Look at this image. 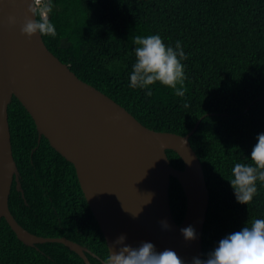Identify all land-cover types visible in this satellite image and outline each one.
<instances>
[{
  "label": "trees",
  "instance_id": "obj_1",
  "mask_svg": "<svg viewBox=\"0 0 264 264\" xmlns=\"http://www.w3.org/2000/svg\"><path fill=\"white\" fill-rule=\"evenodd\" d=\"M57 34L47 47L83 81L125 107L146 127L188 134L204 168L210 204L203 233L204 256L228 232L264 216V187L249 204L236 200L227 180L235 161L250 162L264 132V0H54ZM160 33L182 41L186 52L184 97L156 82L153 95L129 87L136 35ZM13 155L24 190L13 183L9 207L28 231L66 237L87 247L92 264L109 254L106 239L81 189L74 165L39 135L21 102L9 105ZM171 164L182 159L167 151ZM171 208L181 223L186 198L171 179ZM1 264H86L67 246H27L5 218L0 224Z\"/></svg>",
  "mask_w": 264,
  "mask_h": 264
},
{
  "label": "water",
  "instance_id": "obj_2",
  "mask_svg": "<svg viewBox=\"0 0 264 264\" xmlns=\"http://www.w3.org/2000/svg\"><path fill=\"white\" fill-rule=\"evenodd\" d=\"M25 7V0H0V224L5 218L27 246L62 243L92 264L87 254L93 253L87 247L66 237L33 234L10 211L14 182L25 197L9 123V105L16 97L31 115L39 142L47 138L74 165L109 252L111 246L118 250L115 240L123 233L125 243L132 246L150 240L157 250L172 247L189 261L203 257L210 192L190 139L204 117L186 135L146 127L125 107L81 80L47 47L43 35L24 34ZM13 10L18 21L8 25L6 14ZM168 150L182 159V169L171 164ZM172 178L179 181L186 198L181 223L171 208ZM165 217L168 229L160 223ZM189 224L196 228L197 238L185 241L180 229Z\"/></svg>",
  "mask_w": 264,
  "mask_h": 264
},
{
  "label": "clouds",
  "instance_id": "obj_3",
  "mask_svg": "<svg viewBox=\"0 0 264 264\" xmlns=\"http://www.w3.org/2000/svg\"><path fill=\"white\" fill-rule=\"evenodd\" d=\"M24 21L21 31L29 37L57 34L51 15L54 12V0H25ZM6 23L15 25L17 13L9 11ZM135 61L129 72V87L142 88L146 96L153 95L151 85L157 81L170 87L174 94L184 97L186 94V72L184 60L186 52L182 41L166 43L160 33L136 35L133 37ZM250 162L235 161L231 175L227 179L238 202L249 204L264 187V132L257 134L256 143L250 152ZM162 228L170 227L165 217L160 221ZM185 241L197 238L196 228L189 224L180 229ZM126 234H120L111 251L103 258L102 264H264V216L246 221L238 230L222 236L216 245L203 257L193 256L186 260L172 247L157 250L150 241L139 246L125 243ZM1 263V262H0Z\"/></svg>",
  "mask_w": 264,
  "mask_h": 264
}]
</instances>
